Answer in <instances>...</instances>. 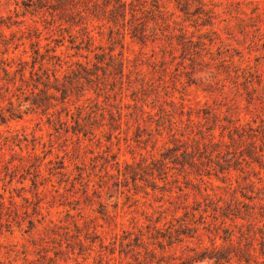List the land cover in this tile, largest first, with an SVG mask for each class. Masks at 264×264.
I'll return each mask as SVG.
<instances>
[{
  "label": "rangeland",
  "instance_id": "obj_1",
  "mask_svg": "<svg viewBox=\"0 0 264 264\" xmlns=\"http://www.w3.org/2000/svg\"><path fill=\"white\" fill-rule=\"evenodd\" d=\"M0 264H264V0H0Z\"/></svg>",
  "mask_w": 264,
  "mask_h": 264
},
{
  "label": "trees",
  "instance_id": "obj_2",
  "mask_svg": "<svg viewBox=\"0 0 264 264\" xmlns=\"http://www.w3.org/2000/svg\"><path fill=\"white\" fill-rule=\"evenodd\" d=\"M119 1H122V0H119ZM123 2H126V1H123ZM225 256H223V254L216 250V251H212V254L210 256L211 259H216V261H220L221 259H223Z\"/></svg>",
  "mask_w": 264,
  "mask_h": 264
}]
</instances>
